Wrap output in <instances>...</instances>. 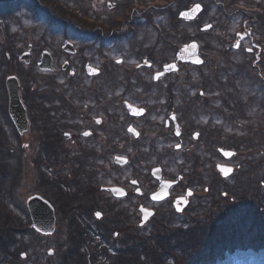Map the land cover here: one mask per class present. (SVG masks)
<instances>
[{
  "label": "flooded vegetation",
  "instance_id": "af4514ba",
  "mask_svg": "<svg viewBox=\"0 0 264 264\" xmlns=\"http://www.w3.org/2000/svg\"><path fill=\"white\" fill-rule=\"evenodd\" d=\"M0 1H27L31 15L50 21L44 34L58 39L40 42L41 27L0 28V141L22 163L19 201L46 199L56 221L81 237L89 263L102 243L113 250L135 232L140 206L153 211L143 226H163L202 206L248 205L264 193V0ZM196 4L192 19L178 17ZM168 12L195 34L169 41L153 19ZM192 41L201 61H177ZM163 45L172 54L163 56ZM44 51L49 69L38 66ZM9 76L23 109L19 127L9 113ZM217 165L232 171L223 177ZM162 181L168 194L154 200ZM118 187L123 195L114 194ZM0 247V264H38L8 250L2 236Z\"/></svg>",
  "mask_w": 264,
  "mask_h": 264
},
{
  "label": "trees",
  "instance_id": "16d2710c",
  "mask_svg": "<svg viewBox=\"0 0 264 264\" xmlns=\"http://www.w3.org/2000/svg\"><path fill=\"white\" fill-rule=\"evenodd\" d=\"M27 4V1H0V20L9 19L16 9ZM32 16L34 17V15ZM9 147L14 148L13 145H9ZM6 154L5 146L0 141V236L7 241L8 250L29 253L27 252L28 244H24V239H27L28 242L37 241L45 236L31 228L27 209L24 203L19 201L17 181L18 171H20L22 164L21 160L19 158L13 159ZM260 197V200L249 202L248 205L240 202L236 207H231L233 212L238 213V216L232 221H229V217H227L226 220L229 223L221 219L211 222V230L201 235L199 239L204 243L200 242L192 247L188 255L183 254L184 245L186 240H191L193 234L191 233L189 236L187 227L166 223L164 226L152 225L153 228L150 231H147L146 227L135 226L133 229L135 232L128 233L123 243V239L117 238L113 250H109L110 248L102 243L97 252V254L100 253V258L93 254L91 262L92 264H162V261L163 264H167L163 255L166 247L172 249L169 253L173 252L174 256H178L171 246L172 240H177L184 248L178 256L184 260L183 264H213L215 259L222 256L226 250L232 251L235 248L258 250L264 248V226L262 225V229L256 225L262 229L261 232L248 231L244 220L241 218L249 210L256 209L260 214H264V193ZM65 205L60 208L63 213L66 212L64 210L66 209ZM24 216L27 217L26 221L23 220ZM64 216L65 214H62V220ZM56 222L57 225L60 224L61 228L57 229L55 234H58L60 229L65 232L59 235L60 238L58 237V244L54 248L53 254L48 256L52 259L56 258L54 263L58 261V264H91L88 262L91 259V254L90 258L86 256L81 237L70 231V228L73 227L66 225V223L62 224L58 220ZM193 222H195V218ZM162 228L165 233L160 232ZM118 247L124 250L122 255L121 251H118ZM159 255L160 259L158 258Z\"/></svg>",
  "mask_w": 264,
  "mask_h": 264
},
{
  "label": "rangeland",
  "instance_id": "374dc122",
  "mask_svg": "<svg viewBox=\"0 0 264 264\" xmlns=\"http://www.w3.org/2000/svg\"><path fill=\"white\" fill-rule=\"evenodd\" d=\"M28 11V12H27ZM162 13H157L153 17L154 20H161L159 25L161 27H164L167 35L165 36L167 39H170L169 41H173L172 39L175 38H190L195 34V31L190 26H179L178 23L173 20V14L171 12H168L166 16L161 17ZM49 18V17H48ZM4 20H0V28L5 26L7 24L9 27H21V26H35V27H41L39 32L41 33L40 42H43L44 40H48L51 46H55L57 44V37L51 35L50 31L47 30V33L44 34L45 28L51 25L50 21H45L43 18H34L31 15V12L29 10L23 8L21 10L16 9L14 14L8 19L3 18ZM58 19V17H57ZM47 20V18H46ZM153 20V21H154ZM153 25H155V21L153 22ZM11 29H7V31H10ZM5 29L0 30V41H3V36ZM17 31V29H15ZM43 32V33H42ZM61 32H56L57 36L60 35ZM155 37V35L153 34ZM58 37V38H59ZM61 38V37H60ZM155 41V40H154ZM159 46V45H157ZM161 47V46H160ZM161 51L163 52V56H169L172 54L173 51H171V48L168 45H163L161 47ZM162 56V57H163ZM185 73H191V71H188L187 69L184 70ZM183 78V77H182ZM187 83V84H186ZM189 86L191 89H194V83L189 80L186 81L184 87ZM185 89V88H184ZM250 188L247 192L254 190L253 185H249ZM260 195L258 196V200H260ZM238 202H235L234 204H237ZM231 206H224L213 209L210 214L207 212H204L203 214L201 212L195 213L194 217L191 220H184L179 221L177 219H171L169 223H172L175 226H183L187 227L189 230L187 233H189V236L191 233L193 234L190 241L186 240V244L184 245L185 250L181 244L177 242V240L171 241V246L173 248V251L177 253L179 256L181 254V251L184 250L183 254L188 255L192 247H195V245L199 244V239L201 238V235H204L208 231L211 230V221H216L217 218L227 222V217H229V221H232L237 218L238 213L233 212V209L230 208ZM195 218V222H193ZM244 220L245 227L248 229V231L253 230L256 232L262 231V225L264 226V214H260L258 210H249L244 217H241ZM180 219V218H178ZM229 223V222H227ZM200 224V225H199ZM259 225L260 227L256 226ZM57 229L61 228L60 224L56 225ZM63 226V225H62ZM152 226L147 227V230L150 231ZM156 230H159L156 228ZM63 229H60L58 234H53L52 236H49L48 238L41 237L37 241H27V239H24V244H28L27 252L31 253V256L37 258L38 264H58L54 263L53 259L47 255L48 249H54L58 244V237L60 238V234L63 233ZM146 232V230H145ZM161 233H165L163 228L160 230ZM47 237V236H46ZM124 238V237H123ZM124 240H122L123 243ZM204 243V242H202ZM118 246V245H117ZM121 247H118V251H121V255L124 252V250L119 249ZM169 251H172L171 248L166 247L163 251V255L165 256V259L167 260V264H183V259L174 256L173 252L169 253ZM172 254V256H171ZM160 259V255L158 256ZM177 262V263H176ZM163 264V262L161 261ZM213 264H264V248H259V250L253 249V248H235L232 251H224L222 256H218Z\"/></svg>",
  "mask_w": 264,
  "mask_h": 264
},
{
  "label": "water",
  "instance_id": "95a60500",
  "mask_svg": "<svg viewBox=\"0 0 264 264\" xmlns=\"http://www.w3.org/2000/svg\"><path fill=\"white\" fill-rule=\"evenodd\" d=\"M194 7H192L193 9ZM192 9L184 11L188 14L187 17L182 18H192L198 12H193ZM181 17V16H180ZM194 43H190L185 45L180 52L177 54V58L183 61H191L195 62L198 59L196 47L193 48L192 45ZM70 44L66 43L63 48L68 50L70 48ZM21 59H24L26 62L29 61L27 54H23ZM200 61V60H199ZM196 63V62H195ZM38 66L41 69H49L51 68V59L48 52L44 51L41 60L38 63ZM173 68V67H172ZM90 69H92L90 67ZM6 87L9 94V113L15 121V124L19 127V123L21 121L22 113V104L18 98L17 94V81L14 76H9L6 79ZM224 175V174H223ZM162 187V186H161ZM115 194L120 195L123 192L120 188H113ZM160 193L157 192L153 195L157 196ZM27 207L30 212L31 219L33 221V227L41 233L49 234L52 233L54 230V215H53V208L45 201H40L36 197H31L27 200ZM144 209V208H142ZM151 214V211L144 209L142 215V222L145 221V217Z\"/></svg>",
  "mask_w": 264,
  "mask_h": 264
},
{
  "label": "snow or ice",
  "instance_id": "6c2138e0",
  "mask_svg": "<svg viewBox=\"0 0 264 264\" xmlns=\"http://www.w3.org/2000/svg\"><path fill=\"white\" fill-rule=\"evenodd\" d=\"M199 10H200V5H199V4H196V5L194 6V8L192 9L193 12H197V11H199ZM180 16H181V17H187L188 14L185 13V12H181V13H180ZM209 27H210V26H209ZM241 38H243V37H241ZM238 45H239V42H237V45H236V46H238ZM192 47L195 48L196 45L193 44ZM250 50H251V49H249V51H250ZM117 62L119 63L120 61H117ZM195 62L199 63L200 61L197 60V61H195ZM146 63H147V61H146ZM137 66L139 67V65H137ZM172 67H173L172 65H165V68H166V69H170V68H172ZM162 75H163V73L158 72V73H156V76L154 77V79H158V78H159L160 76H162ZM127 106H128L130 109L133 110V113H134L135 115H140V114L143 112V109H138V110H137V109H134L133 106H132L131 104H129V105H127ZM96 123L99 124L100 121L97 120ZM129 131H133V130L130 128ZM66 135H67V133H66ZM83 135L88 136V135H90V133H89V132H84ZM179 147H180V145H177V148H179ZM224 155H225V156H231V155H233V153L225 152ZM117 159L120 160V159H122V157H117ZM217 167L219 168V170H220L224 175H228V174L232 171L231 168H227V167L222 166V165H217ZM120 194L123 195V192H121ZM188 195H191V192H190V191H189ZM153 199H157V197L154 196ZM177 210H179V208H178ZM141 211H144V209H141ZM96 216H97V218H100L101 213L97 212V213H96ZM146 218H147V217H145V219H146Z\"/></svg>",
  "mask_w": 264,
  "mask_h": 264
}]
</instances>
